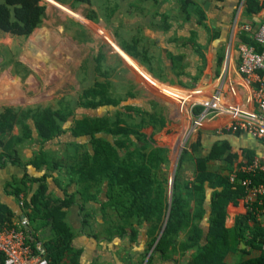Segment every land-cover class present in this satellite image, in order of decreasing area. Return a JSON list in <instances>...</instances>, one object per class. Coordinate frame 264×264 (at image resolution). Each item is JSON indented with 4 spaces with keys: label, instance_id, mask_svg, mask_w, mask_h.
Returning a JSON list of instances; mask_svg holds the SVG:
<instances>
[{
    "label": "trees",
    "instance_id": "trees-1",
    "mask_svg": "<svg viewBox=\"0 0 264 264\" xmlns=\"http://www.w3.org/2000/svg\"><path fill=\"white\" fill-rule=\"evenodd\" d=\"M57 1L62 4L69 3L66 0ZM102 2L109 12L107 18L110 20L119 8V3L117 0ZM74 3L91 4L92 0H74ZM128 3L130 6L134 4L133 1ZM258 5V0H246V7L250 12L257 10ZM70 7L77 10L71 3ZM46 9L47 5L42 0H0V30L13 36L28 37L42 24L46 17ZM135 15L137 14L133 16ZM84 16L95 22H99L100 19L93 9L85 12ZM118 30H121L122 35L119 46L161 82H179L188 86L200 78L201 64L205 62V57L195 33L189 37L177 34L168 41V45L161 46L154 42L152 33L139 27L138 22L132 25L121 24L117 27V33ZM238 40L254 43L245 34H240ZM173 43L178 44L183 51L192 49L199 55L200 62L195 68L197 74L194 76L190 74L187 79L181 78L188 74L184 59L186 55L175 51ZM189 44L196 46L190 47ZM105 45L102 43L94 57V81L82 88L77 98L63 96L57 99V104L4 105L0 108V134L9 136L5 150L7 153L9 147L15 152L18 151L24 140L35 135L45 142L63 134H70L75 139L81 138V141L68 143L72 154H67L69 157L65 159V168L71 177L62 188L65 192L64 198L45 197L48 178L52 177V180L58 183V178L52 173L29 177L32 183L39 185L26 203L30 208L31 220H44V223H47L49 221L43 218L45 214L52 218V224L57 232V236L47 244L50 263L62 264L67 253L71 256L74 254L72 243L75 232L70 221L66 219V208H70L75 202L76 193L72 190L74 185L83 187L82 190L78 189L77 193L87 201L91 198V195L86 194L91 185L99 187L106 184L107 204L122 218V222L132 227L142 223L146 225V249L153 247L157 251L169 249L175 243L179 232L192 225L194 227L190 230L197 232L181 243L184 248H187L189 243V247L198 249L192 256L190 264H231L225 262V252L234 249L233 246L235 244L237 246L239 241L245 242L248 247L262 250L264 228L251 210L243 219L237 220L234 228L228 229L225 226L226 204L238 195V190L231 191L232 185L227 178L217 177L208 172L204 159L197 158L195 182L191 186L188 180L182 179L180 168L187 160L194 159L200 145L198 140L182 152L172 182L169 218L158 239L164 222L160 216L163 201L164 214L168 207L169 159L167 149L155 146L153 135L147 134L143 128L152 126L155 132L165 128L169 123V108L160 101L146 98L144 88L136 87L129 80H126L124 90L121 91V81L113 79V76H117L116 65L106 62L107 54L103 50ZM116 55L120 57L119 54ZM87 68L85 62L80 66L82 72ZM131 99L137 101L130 102ZM103 107L108 109L98 115L78 116L76 113L78 108L98 110ZM202 108L200 105L195 106L193 113L198 115ZM16 126L18 131L14 133ZM40 155V159H36L34 163L36 167L44 163H48L52 170L62 166V163L54 158L47 161L44 152H40ZM5 156L11 157L10 154ZM206 183L215 190L210 205V227L203 236L204 231L200 222L196 224L195 221H191V214L195 218H202L207 212L204 207ZM220 185H223L222 191L217 189ZM191 197H194V208L191 206ZM140 199L145 203L143 209L136 208ZM9 217L7 208L0 204V223ZM249 221H252L253 225ZM118 231L123 232L122 229ZM233 264H264V250L260 256L248 257Z\"/></svg>",
    "mask_w": 264,
    "mask_h": 264
},
{
    "label": "crops",
    "instance_id": "crops-1",
    "mask_svg": "<svg viewBox=\"0 0 264 264\" xmlns=\"http://www.w3.org/2000/svg\"><path fill=\"white\" fill-rule=\"evenodd\" d=\"M258 3L259 8L254 12L247 10L246 0H141V4H139L140 9L137 10L139 27L152 33L156 44L166 46L168 41L175 38L177 34L189 37L195 33L198 45L202 47L205 57V62L201 64L200 78L192 85L186 86L171 81L162 82L174 87L172 89H160L165 94L174 95L173 100L149 96L147 94L149 89L146 85L143 87L146 98L160 101L169 108V123L163 128L164 130L155 132L152 126H146L150 128V131H146L145 127L143 128L147 134L153 135L155 146L167 149L169 159V171L167 172L170 179L168 207L164 214L163 201V208L160 213L161 220H164L162 233L169 218L173 193L172 182L182 152L197 140L200 141V145L194 159L187 160L184 166L180 168L182 179L188 180L187 182L192 186L198 169L197 158L204 159L208 172L217 175V177L227 178L232 185L231 191L238 190V195L235 196L236 193H233L234 199L229 200L226 204L225 226L228 229L234 228L237 220L243 219L251 210L258 223L264 228V213L256 215L255 212L259 209L257 197L250 193L246 194L238 181L231 182L230 180V175L233 172L237 173L239 178L244 177L245 173L242 172V168L252 162L255 157L264 162V137L258 138L243 131L232 132L227 130L226 127L232 122L233 117L226 112H210L203 124L194 130L196 132L194 138L190 135L186 136L184 132L190 118L193 124V119L196 116L193 113V108L197 105L201 106V101L210 100L214 96H218V102L223 107L231 106L247 111L261 112L253 97V91L258 86L257 79L248 78L238 71L240 61L238 45L245 42L238 40L239 35L245 34L254 41L251 37L253 31H247L245 26L249 25L252 30H255L264 23V0H258ZM187 14H190L189 17L187 16L188 18L186 17ZM168 27L169 29H167ZM225 38L229 44L224 51ZM233 40L236 54L231 57L230 51ZM218 41H222V44L218 45ZM251 44L257 45L255 41ZM173 46L175 51L186 55L184 59H186V71L189 76L186 74L181 78L187 79L190 74L193 76L197 74L198 71L195 68L200 62L199 55L192 49L183 51L176 43H173ZM193 46L196 45H190V47ZM210 46L213 47L211 59L207 56ZM220 59L221 62H219ZM200 88L202 89L201 93L205 96L202 99L192 101L190 108L192 115H189L181 108L179 104L181 100L178 97L186 101L183 91L193 92ZM4 105L28 106L31 104L15 105L13 101L0 102V108ZM180 127H182V131ZM17 131L18 127L16 126L14 133ZM7 139H9L8 135L0 134V204L7 208V214L10 217L2 221L0 225L6 222L16 226L20 217L26 216L29 220L28 231L26 229L29 239L35 243H41L46 256H48L47 244L57 236V232L52 224V218L45 214H43V218L49 221H46L47 223H44V220H31L30 208L26 203L39 185L32 183L29 177H40L42 174L52 173L58 178V183L52 180V177L48 178L45 197L64 198L65 192L62 188L66 186L67 179L71 177L68 169L65 168V159L69 157L67 154H72L68 143L81 141V138L75 139L70 134H63L45 142L35 135L33 138L24 140L16 152L9 147L8 153L5 152ZM40 152H44L47 161L54 158L58 162L60 161L62 166L54 170L49 167L48 163L36 167L34 163L36 159H40ZM7 154H10L11 157L7 158L5 156ZM259 176L262 177H259L261 180L264 179V174ZM82 188L81 185L73 186L72 190L76 193L75 202L70 208H66V219L70 221L75 232L72 243L74 254L71 256L67 253L62 264H190L192 256L198 249L189 247V243H187L188 247L184 248L181 243L193 236L194 232H197L190 230L194 226L191 225L184 231H180L175 243L169 249L164 251H157L153 249L154 247L146 249V225L142 223L132 227L122 222V218L107 204L106 184L99 187L91 185L86 192V194L91 195L87 201L81 194L77 193V190H82ZM217 189L222 191L223 185L217 186ZM206 190L204 202L206 214L202 218H195L191 214V221H195L196 224L200 222L204 231L203 236L207 234L210 227V205L215 188L206 183ZM184 194H186V188ZM193 198L191 197L192 208H194ZM82 206L84 208H81ZM144 207L145 203L140 199L136 208L143 209ZM249 223L253 225L252 221ZM118 229H122L123 232L118 231ZM161 231L158 239L162 235ZM233 247L234 249H228L225 252V262L231 264L248 257L260 256L263 250L248 247L242 241ZM240 247L245 248L243 249L245 251ZM48 258L51 262V258L49 256Z\"/></svg>",
    "mask_w": 264,
    "mask_h": 264
},
{
    "label": "rangeland",
    "instance_id": "rangeland-1",
    "mask_svg": "<svg viewBox=\"0 0 264 264\" xmlns=\"http://www.w3.org/2000/svg\"><path fill=\"white\" fill-rule=\"evenodd\" d=\"M42 1L47 5L46 17L28 37L13 36L0 30L1 103L13 101L15 105H37L40 103L44 106L48 103L57 104V99L63 96L77 98L78 92L94 81V57L102 43L106 44L103 46V50L107 54L106 62L117 67V76H113V79L121 81V91L124 90L123 86H125L126 80H129L136 87L150 85L149 88L147 87L149 96L173 100L174 95L165 94L160 89L174 87L160 83L119 46L122 35L121 30H118L117 33V27L121 24L132 25L138 21V15H133L138 13L141 0H117L119 8L110 20L107 18L109 12L103 6V0H92L91 4L74 3V0H66L69 3L65 4L57 0ZM130 1L134 2L132 6L128 3ZM70 3L75 5L76 11L70 7ZM92 9L98 14L99 22L89 20L84 16L85 12L92 11ZM224 40H226L225 51L229 42L226 38ZM221 44L222 41H218V45ZM212 48L210 46L207 51L209 59L213 55ZM116 53H119L131 67H128L123 58L118 57ZM235 54L236 48L233 40L230 56ZM84 62L88 68L82 72L80 66ZM122 68L124 69L121 70ZM201 91V88L193 92L183 91L186 101L178 97L181 100L179 104L183 111L192 115L190 112L192 101L205 96ZM147 94L146 96H148ZM129 101L135 102L137 99ZM107 109L106 107L98 110L78 108L76 113L78 116L83 114L98 115ZM190 119L187 121L184 132L186 136L190 135L194 138L196 132L193 130ZM122 124L120 123V125ZM145 128L146 131H150L149 127ZM180 128L182 131V127Z\"/></svg>",
    "mask_w": 264,
    "mask_h": 264
},
{
    "label": "built area",
    "instance_id": "built-area-1",
    "mask_svg": "<svg viewBox=\"0 0 264 264\" xmlns=\"http://www.w3.org/2000/svg\"><path fill=\"white\" fill-rule=\"evenodd\" d=\"M247 31H253L252 38L255 44L241 42L238 45L240 61L238 71L248 78H255L258 86L253 91L261 112H253L238 107H223L220 105L218 96L210 100L201 101L202 111L193 119V130L199 128L210 112H226L232 115V122L226 127L232 132H246L255 137H264V23L252 30V27L245 26ZM259 46V48H257ZM212 110V111H211ZM244 177L233 172L230 175L231 182H239L244 192L253 194L259 201V209L256 212L264 213V179L258 176L264 174V162L255 157L252 162L242 168ZM29 220L26 216L19 219L16 226L3 223L0 225V264H50L48 256L41 243H35L29 239L26 229ZM28 231V229H27ZM264 250V243L262 245Z\"/></svg>",
    "mask_w": 264,
    "mask_h": 264
},
{
    "label": "water",
    "instance_id": "water-1",
    "mask_svg": "<svg viewBox=\"0 0 264 264\" xmlns=\"http://www.w3.org/2000/svg\"><path fill=\"white\" fill-rule=\"evenodd\" d=\"M119 54V53H118ZM120 55V54H119ZM121 56V55H120ZM122 57V56H121ZM123 58V57H122ZM123 60H124V62L126 63V65L128 66V67H131L126 61H125V59L123 58ZM140 79H141V77H140ZM141 81H143L142 79H141ZM148 88L150 87V85H147V84H145ZM161 234H162V231H161ZM160 234V235H161Z\"/></svg>",
    "mask_w": 264,
    "mask_h": 264
},
{
    "label": "bare ground",
    "instance_id": "bare-ground-1",
    "mask_svg": "<svg viewBox=\"0 0 264 264\" xmlns=\"http://www.w3.org/2000/svg\"><path fill=\"white\" fill-rule=\"evenodd\" d=\"M156 80V79H155ZM157 81V80H156ZM159 82V81H158ZM161 83V82H160Z\"/></svg>",
    "mask_w": 264,
    "mask_h": 264
}]
</instances>
